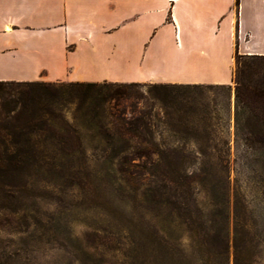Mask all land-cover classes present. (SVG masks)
Here are the masks:
<instances>
[{
    "label": "rangeland",
    "instance_id": "rangeland-1",
    "mask_svg": "<svg viewBox=\"0 0 264 264\" xmlns=\"http://www.w3.org/2000/svg\"><path fill=\"white\" fill-rule=\"evenodd\" d=\"M146 90L140 89L150 98ZM168 93L174 103L157 108L160 122L153 128L154 144L120 152V144L87 135L83 156L66 160V171L77 183L68 186L53 177L52 184L34 189L36 224L27 227L33 220L19 210L25 200L29 204L28 192L24 201L13 193L14 212L3 210L0 194V264H149L154 230L161 244L158 264H222L211 246L200 250L185 225L170 226L162 217L153 218L150 190L155 174L171 170L197 175L205 185L198 200L207 227L216 229L224 226L222 199L211 198L205 190L213 186L221 196L229 175L231 190L244 192L249 204L252 264H264V157L236 136L234 82L230 89L176 83ZM148 103L150 99H143L138 106L146 108ZM124 154L134 158L131 175L116 172ZM229 220L228 264H233L232 214Z\"/></svg>",
    "mask_w": 264,
    "mask_h": 264
},
{
    "label": "trees",
    "instance_id": "trees-1",
    "mask_svg": "<svg viewBox=\"0 0 264 264\" xmlns=\"http://www.w3.org/2000/svg\"><path fill=\"white\" fill-rule=\"evenodd\" d=\"M235 4L237 8L239 0ZM232 82L235 85L236 136L264 157V55L236 51ZM221 86L230 89L231 85ZM173 87L175 84L172 83L0 81L3 210L14 212L11 206L14 192L19 193L23 201L24 193L28 192L29 204L25 200L19 210L26 211L33 220L27 227L36 224L34 189L41 183L52 184L53 177L68 186L77 183L73 173L66 171L70 166L66 160L79 153L83 156V141L87 135L120 144L116 147L120 152H132L145 143L154 144L153 128L160 122L157 108L174 103L168 93ZM143 88L147 89L145 93L150 98L140 91ZM143 99H150L151 103L146 108H139ZM133 164L134 158L124 154L116 172L131 175L130 165ZM197 177L172 170L155 174L154 187L150 190L153 218L162 217L170 226L185 225L195 235L200 250L205 245L211 246L222 264H228L232 214L233 264H252L255 245L250 235L251 217L245 193L231 190L229 175H226L221 196L216 195L218 192L213 186L206 189L211 198L222 199L224 219L222 229H216L214 225L208 228L205 209L198 200L205 185ZM211 229L213 233L209 231ZM157 232L154 230L150 241L149 264H158L161 244ZM199 259L204 260L202 255Z\"/></svg>",
    "mask_w": 264,
    "mask_h": 264
},
{
    "label": "crops",
    "instance_id": "crops-1",
    "mask_svg": "<svg viewBox=\"0 0 264 264\" xmlns=\"http://www.w3.org/2000/svg\"><path fill=\"white\" fill-rule=\"evenodd\" d=\"M0 0V81L231 85L264 0Z\"/></svg>",
    "mask_w": 264,
    "mask_h": 264
},
{
    "label": "built area",
    "instance_id": "built-area-1",
    "mask_svg": "<svg viewBox=\"0 0 264 264\" xmlns=\"http://www.w3.org/2000/svg\"><path fill=\"white\" fill-rule=\"evenodd\" d=\"M176 0H168L169 3H174Z\"/></svg>",
    "mask_w": 264,
    "mask_h": 264
}]
</instances>
